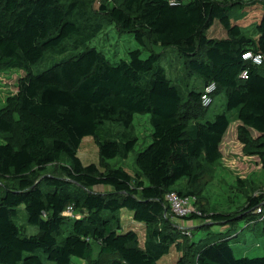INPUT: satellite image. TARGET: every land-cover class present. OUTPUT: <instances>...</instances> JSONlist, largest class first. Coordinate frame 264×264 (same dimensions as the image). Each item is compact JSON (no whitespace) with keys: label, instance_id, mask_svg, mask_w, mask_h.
Wrapping results in <instances>:
<instances>
[{"label":"trees","instance_id":"16d2710c","mask_svg":"<svg viewBox=\"0 0 264 264\" xmlns=\"http://www.w3.org/2000/svg\"><path fill=\"white\" fill-rule=\"evenodd\" d=\"M245 6L242 0H0V73L26 71L0 108V264H159L173 247L181 252L174 264H264V255L233 251L241 230L264 237L257 212L263 189L238 178L242 206L230 212L204 206L185 218L173 214L167 199L177 192L201 201L200 185L223 158L231 113L243 154L258 157L264 170V61L242 57L249 50L264 56V5L256 37L242 28L238 10ZM216 21L225 37L211 35ZM104 25L133 35L140 47L128 59L110 60L88 45ZM169 50L179 56L180 78L163 64ZM211 84L213 101L219 94L226 99V110L213 119L202 101ZM146 113L151 143L137 152L131 174L111 160L135 150L134 116ZM108 124L121 133L112 136ZM88 136L98 146V163L79 157ZM21 208L36 233L17 223ZM122 210L145 225L143 245L135 229L124 227ZM186 218L199 221L197 231L206 235L196 240V232L182 230L177 219ZM216 225L225 229L213 231Z\"/></svg>","mask_w":264,"mask_h":264},{"label":"rangeland","instance_id":"374dc122","mask_svg":"<svg viewBox=\"0 0 264 264\" xmlns=\"http://www.w3.org/2000/svg\"><path fill=\"white\" fill-rule=\"evenodd\" d=\"M246 6L243 10H238L241 13L242 28L250 36L256 37V25L261 20L264 0H242ZM216 21L212 28L211 35L215 37H225V31L218 26ZM91 47L103 51L105 55L112 61H119L121 59H128L129 51L136 49L139 46L133 35L121 34L114 26L104 25V30L98 34L93 40L88 43ZM142 49V48H141ZM147 55L144 50L143 57ZM64 56L58 57L57 60ZM163 64L168 69L170 75L175 78L181 77V69L179 68V56L176 52L167 51L166 57L163 59ZM45 66H42L43 68ZM26 71L23 69L7 70L0 73V108L5 106L8 97L14 95L18 91L19 79L25 76ZM197 81H193L196 85ZM225 97L224 94L216 95L213 104L210 105L208 116L213 119L215 114L225 111ZM233 121L224 137L221 144L223 158L220 163L209 170V174L200 185L201 187V201L197 204V209L207 206L213 211L230 212L242 206L245 202L241 192L237 189V179L248 180L252 184L264 190V170L260 164L258 157L246 156L242 152V144L237 139V125L235 115L230 114ZM134 132L138 137V142L135 150L129 155L127 159H114L111 163L116 166H121L131 174L135 173L136 165L135 158L137 152L144 149L151 143V134L153 127L150 121V114H136L134 116ZM108 130L116 136L122 131L121 126L114 124L107 125ZM79 157L84 164L98 163L99 151L92 136L85 137L79 149ZM101 190H104L102 188ZM122 222L125 228H132L139 234L141 245L144 244L145 239V225L133 220L131 213L128 210H122ZM182 230L188 232H196L194 237L196 240L206 235L205 231H197L199 221L186 219H177ZM17 223L22 229L28 233L33 234L37 232V227L31 226L28 222V215L24 209H20V215L17 218ZM224 227L219 225L214 226L213 231L224 230ZM233 251L237 257H255L264 255V237L254 235L251 228L241 230L239 238L234 239ZM98 250L95 248L94 258H97ZM181 252L174 247L170 254L163 257L159 264H174ZM77 264H87L80 259H75Z\"/></svg>","mask_w":264,"mask_h":264},{"label":"built area","instance_id":"2783aa9c","mask_svg":"<svg viewBox=\"0 0 264 264\" xmlns=\"http://www.w3.org/2000/svg\"><path fill=\"white\" fill-rule=\"evenodd\" d=\"M170 2L173 4L176 2V0H170ZM242 57L245 61H250L256 65H261L264 61V56L262 54L256 53L251 50L244 52ZM242 77L247 78V73H244ZM215 89V84H211L205 88V93L202 96L204 106L208 107L212 105L213 97L211 96V94L215 91ZM167 199L173 214H175V216L178 218H185L194 213L200 214L199 210L196 207L197 198L195 196H182L177 192H172L167 196ZM70 211L71 208L69 209V212ZM257 212L263 214L261 217V219H263L264 207L260 206L257 209Z\"/></svg>","mask_w":264,"mask_h":264},{"label":"crops","instance_id":"0c3cea01","mask_svg":"<svg viewBox=\"0 0 264 264\" xmlns=\"http://www.w3.org/2000/svg\"><path fill=\"white\" fill-rule=\"evenodd\" d=\"M235 123H236V125H238V124H239V123H238V121H236ZM236 127H237V126H236ZM242 147H243V146H242Z\"/></svg>","mask_w":264,"mask_h":264}]
</instances>
